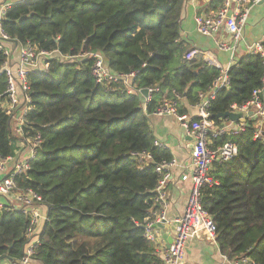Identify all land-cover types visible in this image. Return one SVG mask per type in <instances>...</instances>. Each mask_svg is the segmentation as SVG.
Wrapping results in <instances>:
<instances>
[{"label":"trees","instance_id":"trees-1","mask_svg":"<svg viewBox=\"0 0 264 264\" xmlns=\"http://www.w3.org/2000/svg\"><path fill=\"white\" fill-rule=\"evenodd\" d=\"M183 2L30 0L4 14L0 25L9 41L70 56L96 51L109 70L134 72V89L158 87L144 103L120 82L96 83L91 58L53 57L45 70L28 72L31 109L21 137L0 106V158L16 156L21 139L39 140L28 169L14 177L18 190L31 189L45 205L31 263L164 264L144 225L158 209L153 198L161 175L154 166L173 156L153 144L148 116L165 99L199 104L220 75L202 57L184 58L190 46L180 39ZM222 3L208 0L204 11L213 14ZM5 61L0 49V104L7 96ZM263 73V60L254 53L229 67L228 87L205 108L215 125L224 120L218 114L250 100ZM260 99L264 105L263 92ZM245 122L238 135L213 140L214 146L233 141L238 153L214 163L215 183L202 188L200 201L215 224L221 254L264 264V130L253 138L255 120ZM133 152L151 159L142 166ZM28 217L18 209L0 210V260L15 264L24 255Z\"/></svg>","mask_w":264,"mask_h":264},{"label":"built area","instance_id":"built-area-1","mask_svg":"<svg viewBox=\"0 0 264 264\" xmlns=\"http://www.w3.org/2000/svg\"><path fill=\"white\" fill-rule=\"evenodd\" d=\"M30 0H1L0 1V22L4 17L7 9L16 3H24ZM261 0H223L221 6L210 13H198L195 18L196 30L204 36H214L217 32L224 28L230 35L233 42L231 47L226 42H217L218 48L222 50H234L235 45L241 39V31L245 25L249 8L251 5L258 3ZM7 36L3 33L0 25V49H3L6 55V61L3 65V70L6 75V102H1L0 106L6 114L12 117L14 126V134L18 137L22 136V128L25 124L24 116L31 109L29 97V82L28 72L45 70L47 61L50 58L57 57L62 60H74L91 58V74L96 83H122L127 92H138L141 95L142 89H134L132 79L134 72L128 74H117L109 70L104 63V57L96 51H88L78 55H62L57 50L52 51H37L34 45L29 43L19 44L14 42L17 47V57L14 62L8 61L9 50L4 48L2 41H6ZM9 41V40H7ZM248 53L259 54L264 64V38L262 41L248 45ZM200 50L190 48L184 55L186 60L194 59ZM57 54L56 56H54ZM235 64L231 61L229 64L219 68L216 62L211 63L214 67L220 70V75L214 80L209 89L208 94L203 97L201 102L197 104V113L194 117L185 115L179 116L177 113L176 103L173 101H164L154 110L156 115H173L178 117L186 134L192 138L191 144V169L181 175L182 181L189 180L191 187L188 193L186 205L182 215L172 220L175 226V234L173 240L169 244L163 256L164 264H182L184 257V246L187 240L192 237H198L204 234L211 242L216 241V227L211 215L205 210L201 204V190L204 186H212L215 182L212 178L211 169L214 163L230 160L238 153L237 145L228 140L223 144L214 146L213 140L218 136L227 133L231 136H236L244 131L246 126V115L248 111H252L256 118L264 116V105L260 99V95L264 90V73L261 77V85L259 88L252 91L249 101L242 106L232 105V112H241L243 118L240 121H225L221 125H215L214 121L209 118L208 112L205 110L209 100L215 97L216 91L221 88H227L229 78L227 71L229 67ZM147 95L143 98V102H149L153 92L158 90L157 86L145 88ZM261 134L260 130H255L253 138H257ZM38 137L34 140L21 139L22 147L26 149V155L19 158L6 157L0 158V196L6 198L4 203L0 202V210L18 209L25 212L28 217V225L25 228L24 236L27 239L24 255L18 263L15 264H31V257L35 253L36 247L39 245V232L42 223L47 219L43 213L45 205L41 197L27 189L24 191L16 188L14 177L22 172H25L28 167V160L34 156V147L38 143ZM155 146L163 147L162 144L154 140ZM18 153V151H17ZM16 153V156H17ZM131 156L143 164L151 159L147 152H133ZM15 157V156H14ZM175 164V159L170 161H162L154 166V171L161 175L160 180L154 190L155 195L153 203L158 206L156 212L152 211L153 219L148 220L144 225L145 236L148 240L154 242L153 231L157 226L166 223L168 219L162 208L166 204L165 184L169 179V168ZM140 166V168H142ZM17 202V205L14 204ZM224 258H227L224 256ZM230 260V259H229ZM231 264H252L245 258L241 260H230Z\"/></svg>","mask_w":264,"mask_h":264},{"label":"crops","instance_id":"crops-1","mask_svg":"<svg viewBox=\"0 0 264 264\" xmlns=\"http://www.w3.org/2000/svg\"><path fill=\"white\" fill-rule=\"evenodd\" d=\"M207 1L184 0L180 17V39L189 44L190 48L200 50L196 57H202L210 64L216 62L220 68L229 64L232 60L236 61L241 56L248 54V45L263 40L264 0L250 6L245 25L241 31V39L235 45L234 50H231L233 47L231 35L224 28H221L214 36H204L197 32L194 18L200 12L206 13L204 8ZM217 42H226L231 49L222 50L218 48ZM1 43L9 50L8 61L14 62L16 51L13 49V43L7 40ZM12 50L14 51L12 52ZM262 92L264 101V91ZM164 101L175 102L177 113L179 110L183 112L179 116H196L197 106L188 105L183 97H178L177 101L165 99L161 105L165 103ZM248 112L246 115H248ZM248 116L255 120L257 130H264V116L256 118L253 112ZM148 120L154 140L168 149L175 159V164L168 170L170 177L165 184L166 204L162 208L168 221L157 226L153 231L155 248L160 256L163 257L168 244L171 243L175 234V226L172 220L182 215L191 187V182L189 180L182 181L181 175L191 169L190 150L192 138L186 134L181 121L176 116L151 113L148 116ZM225 121H228V119H224L221 124ZM26 153V149H23L13 159L26 155ZM3 199L5 201L6 198ZM14 204L17 205L16 202ZM43 213L46 214L45 209ZM0 264H9V261L8 259H3L0 260ZM182 264H231V262L221 254L216 241L211 242L204 234H201L186 241Z\"/></svg>","mask_w":264,"mask_h":264},{"label":"water","instance_id":"water-1","mask_svg":"<svg viewBox=\"0 0 264 264\" xmlns=\"http://www.w3.org/2000/svg\"><path fill=\"white\" fill-rule=\"evenodd\" d=\"M147 95V90L145 88H143L141 90V100H143V98ZM251 111L248 112V115H251ZM217 117L222 118V119H228L230 121L236 122L240 119H242L243 114L241 112H232V111H228V112H224V113H220L217 115ZM169 246V244H168Z\"/></svg>","mask_w":264,"mask_h":264},{"label":"rangeland","instance_id":"rangeland-1","mask_svg":"<svg viewBox=\"0 0 264 264\" xmlns=\"http://www.w3.org/2000/svg\"><path fill=\"white\" fill-rule=\"evenodd\" d=\"M1 1V0H0ZM8 42H12V41H8ZM13 43V49L16 51V57H17V51H18V49H17V47L15 46V44H14V42H12ZM5 48V47H4ZM7 49V48H6ZM8 50V49H7ZM14 50H12V52L14 51ZM244 117V116H243ZM242 117V118H243ZM241 120V119H240ZM239 121V120H238ZM13 126H14V123L12 122V125H11V127H12V130H13ZM13 133H14V130H13ZM22 145H23V143L22 142H18V146H19V148H18V153L20 152H22L23 151V147H22ZM0 177H2V174H0ZM0 202L1 203H4V199H3V197H1L0 196ZM17 203V202H16Z\"/></svg>","mask_w":264,"mask_h":264}]
</instances>
